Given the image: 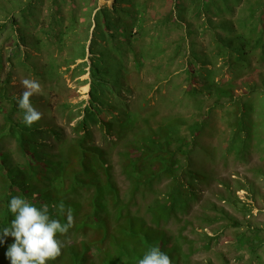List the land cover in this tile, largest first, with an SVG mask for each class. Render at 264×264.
Masks as SVG:
<instances>
[{"label":"rangeland","instance_id":"374dc122","mask_svg":"<svg viewBox=\"0 0 264 264\" xmlns=\"http://www.w3.org/2000/svg\"><path fill=\"white\" fill-rule=\"evenodd\" d=\"M54 1L60 4L59 7L58 5L55 7V12L64 20L63 24L72 26L73 33L76 28L75 41L83 43L89 32L86 40V55L69 64L67 61L75 56L76 52L73 37L65 46L58 43L48 46L44 40L43 46L39 45L40 52L33 49L38 47V45L33 46V41L39 36L40 27L52 19ZM29 2L33 4L30 14V10L18 9V4L14 1L0 0V54L3 57L0 66V84L6 94L5 98H0V128L6 124L4 111L10 108V99L14 97L17 100L24 90L21 81L30 79L37 81L41 86V91L34 94L30 100L33 107L42 113L40 123L42 127L46 128L45 125H49L60 129L64 137L75 138L77 134L83 132L76 131L75 127L84 118L86 109L91 107L93 102L97 103V110L106 106L97 98L99 94L96 91L97 86L93 83L92 67L115 66V69L109 73H102L103 78L111 80L109 87H113V78L116 77L117 70L122 68L121 72L125 76L123 88L116 98L110 92L104 96L102 94V100L108 99L109 104L106 102V109L99 115L100 118L107 120L120 118V109L124 107L130 110L139 109L138 98L147 96L150 98L152 108L157 111L156 118L159 121L165 122L171 115L187 123L202 118L208 121V125L198 139L206 149L201 152L199 150L201 148L196 147L195 151L198 152L192 155V160L198 162L197 168L201 166L206 168L210 178L200 181L199 198L191 203L189 211L180 222L170 218L163 223L170 236L176 235L179 240H182L181 236H185L189 241H193L192 243L180 241L183 254L187 255L182 258L180 264H264V248H258L256 253H252L248 244L241 245L238 241V237L245 231L252 236L251 230L257 228L264 237V49L259 46L253 50H248L247 47L245 50L249 59L246 65H243L246 66L243 75L234 85L236 99H226L210 93L196 97L187 92L190 85L201 86L203 83L201 76L197 75V81L188 77V67L193 53L208 55V58L215 62V72L219 74L220 80L230 76L226 72L228 67L226 60L220 56L221 50L214 38V30L204 28L206 26L204 12L201 17L200 14L198 17L190 13L188 8L192 6L191 1L127 0L122 5L125 8H131L134 3L135 7L137 4L144 5L143 12L146 13L143 16L139 10V17L144 18L138 24L131 18L126 20L123 13H117V7L114 8L115 0L22 1L24 5L28 3L26 5L28 8ZM180 2L183 3L181 8ZM217 2L220 10L227 7L222 5L223 0ZM227 2L232 10L227 12L225 9V13L222 11L216 13L213 16L212 26L215 27L219 19L225 16V20L236 22L237 26L245 20L244 24L247 28L241 32L246 36L252 37L256 34L255 24L259 22L257 19L259 12L253 17L247 15L249 18L246 14L250 6L256 8L264 5V0H227ZM105 6L110 8V15H117L120 19L112 18L108 28L101 25L96 29L95 15ZM4 8H7V12L9 9L14 12L6 17ZM61 28L59 26L58 30L60 31ZM124 28L128 29L129 33L139 30L138 38H131L132 43L129 44L134 48L132 50L134 52L127 49L129 37L122 35ZM205 29L208 30L202 35L201 32ZM94 30H96L95 34ZM112 32L117 35L110 36ZM22 33L26 35L24 43L19 41ZM122 39L124 41L121 43V51L114 50L119 44L118 41ZM93 40L107 47L110 53L102 55L101 49L97 47L95 53H92L90 44ZM134 53H137V56L134 57ZM204 60L207 61V58L204 57ZM231 62H235V59ZM46 63H53L55 67L49 81L45 80ZM207 64V68H212L210 62ZM241 64L239 61L237 65L241 67ZM57 65L60 66L58 69ZM206 72L204 70V74ZM223 72H226L225 76L222 75ZM245 102H249L253 109L251 120L247 122L250 128L249 132H238L236 127L238 115L247 111L242 106ZM16 119H23L22 110L14 111L13 120ZM100 124L99 121L94 125L91 144L108 151L110 160L108 164L112 166L113 178L119 193L126 198L131 190V182L124 171L125 166L120 152L124 151L125 143L132 138L134 131L138 132V130H134L133 133L128 132L124 139L121 138L117 144H114V140L118 138L116 132L106 131ZM138 124L141 129L145 127L141 121ZM153 125L156 127L157 123L153 122ZM181 127L183 132L187 128L186 124ZM118 128L117 125L114 127L115 130ZM187 133L191 142V134L188 131ZM238 136H240L238 143L245 144L243 152H236L232 148ZM38 139L45 144L52 143L54 147L57 144L54 135L49 133L43 132L40 137L38 135ZM0 146L4 151L10 152L11 157L16 161L22 160L15 138L3 135L0 137ZM170 147L173 148V145L171 144ZM181 159L185 162L184 158ZM169 181L170 179L165 178L156 183L155 190L163 192ZM4 188L5 185L1 181L0 194ZM153 199L151 192L140 193L130 205L133 212L144 214L149 224H152V216L147 208L152 204ZM110 209L113 210V206L110 205ZM203 213L208 215H202ZM184 221L189 224L184 226ZM112 226L113 233H117L118 227H115L114 222ZM208 237L211 238L210 244ZM71 238L73 243L92 239L91 234L83 235L80 230L73 231L69 240ZM108 244L110 245L111 241H108ZM88 254L92 261H96L99 255L95 247Z\"/></svg>","mask_w":264,"mask_h":264},{"label":"trees","instance_id":"16d2710c","mask_svg":"<svg viewBox=\"0 0 264 264\" xmlns=\"http://www.w3.org/2000/svg\"><path fill=\"white\" fill-rule=\"evenodd\" d=\"M7 1H14L18 4V9L22 11L27 9L30 10L29 14L32 13V2H29L30 7L28 8L26 7L28 3L24 5L23 0ZM126 1L115 0L114 8L117 7V13H123L126 20L131 18L138 24L139 21L143 20L142 18L146 13L143 12L144 5L137 4L135 7L134 3L131 8H125L122 5ZM189 1L192 4L188 8L190 13L198 17L200 14L201 17L204 12L206 17L204 28L208 27L214 30V38L219 45V50H221L220 56L226 60L228 66L226 72L230 77L220 80L218 78L219 74L215 72V62L211 61L208 55L203 56L200 53H193L188 67V77L197 81V75L201 76L203 83L201 86L190 85L187 92L196 97L200 94L210 93L234 100L236 99L234 85L243 75V70L246 68L243 65H246V61L249 59L245 50L247 47L248 50H253L259 46L264 49V18H262L264 16V5L248 8L246 16L253 17L259 12L257 16L259 22L255 24L256 34L248 37L244 32H241L247 28L244 24L245 20H242L241 24L237 26L236 22L225 20V16H223L215 24V27L212 26L213 16L216 13L220 11L225 13V9L227 12L232 10L228 7L227 0H223L222 5L227 7L222 10H220L217 0ZM57 5L60 6L57 1H54L52 19L49 23H44L40 27L39 36L34 38L33 41V46L38 45V47L33 49L40 52V46H43L44 40L48 43V46L55 43L65 46L73 37L72 41L75 42L73 46L76 47V52L75 56L67 61V64H69L71 61L83 58L86 55V40L89 32L84 38L85 42L75 41L76 28H74L75 33H73L72 26L63 24L64 20L55 12ZM181 7H183V3L180 2ZM4 9L7 13L6 17L14 12L12 9H9V12H7V8ZM139 10L143 15L142 18L139 17ZM110 12V8L105 6L96 13V29L101 25L108 28L112 18L120 19L117 15H110ZM248 16L247 18H249ZM59 26L62 27L60 31L58 30ZM207 30L205 29L201 34L205 35ZM138 31L137 29L136 32L131 31L129 33L128 29L124 28L121 32L124 37H129L128 51L134 50L129 44L132 43L131 38H138ZM95 33L96 30H94ZM116 35L113 32L110 34L112 37ZM56 36L58 37L55 38ZM25 37L26 35L22 33L19 41L24 43L26 41ZM123 39L118 41L119 44L115 46L114 50L121 51ZM90 45H92L90 46L92 53H95V47L101 49L100 53L102 55L110 53L107 47H103L96 40H93ZM212 45L214 44L212 43ZM135 56H137V53H134ZM204 57L207 58V61L204 60ZM230 59H235V62H231ZM239 61L242 63L241 67L237 65ZM2 62L3 57L0 54V66H2ZM208 62L213 65L212 68H207ZM56 67L58 69L60 66L57 65ZM45 68V80L49 81L55 67L53 63H46ZM113 69H115L114 65L103 67L94 65L91 70L94 77L93 83L97 86L96 91L99 94L97 98L102 105L106 106L109 101L105 98L103 101L102 94L104 96L107 92H110L116 98L120 89L123 88L125 76L121 72L122 68L117 70L116 77L113 78V87H109L111 80L108 81L102 77V73L107 74ZM204 70L207 71L206 74H204ZM226 72H223L222 75L225 76ZM5 95V90L0 84V98ZM16 101L14 97L10 99L11 106L4 111L6 124H3L0 128V137L9 135L15 138L17 150L22 157V160L16 161L11 157L10 152L4 151L0 146V182L2 181L5 185L4 191L0 194V237H2V242H0V264H11L10 259L6 257V252L10 244L14 242V238L10 235L3 237L2 230L9 227L11 220L14 219L13 214L8 209V204L13 196L25 198L38 208L48 205L50 217L59 219L62 223L67 222V209L69 207L72 209L73 227L65 235L57 234V239L64 243L61 255L56 260L47 261L46 264H138V260L143 258L144 254L153 246L159 247L161 251L168 254L171 258V264H180L182 258L187 257L183 254L181 242L188 241L192 243L193 241H189L185 236H181L182 240H179L176 235L170 236L163 223L170 218H175L180 222L189 211L191 203L199 198L198 184L200 181L210 178L206 168H202V166L197 168L198 162L192 160V155L198 152L195 151L196 147L199 146L201 152L204 148L206 149L198 139L208 125L207 119L202 118L187 123L171 115L167 121H159L156 118V109L152 108L153 106L150 104V98L140 96L138 98L139 109L130 110L124 107L120 109V118L114 117L107 120L99 117L105 111L106 106L97 110V103L93 102L92 106L86 109L84 118L75 127L76 131L83 132L77 134L75 138L68 139L64 137L58 128L49 125H45L46 128H43V125L40 124L42 119L31 127L22 123L23 119L14 121V111L21 110ZM242 106L247 111H244L245 113L242 115H238L236 127L238 132H249L250 125L247 122L251 120L252 105L245 102ZM150 109L151 111H149ZM99 121L102 129L116 132L118 138L114 140V144H117L121 138L124 139L128 132L133 133L134 130H138V132L134 131L132 138L125 143L124 151L120 152L123 166H125L124 171L131 182L128 198L119 193L111 172L112 166L108 164L110 161L108 151L96 144H91L94 125ZM139 121L144 124L143 129L139 128ZM153 122L157 123L156 127H154ZM184 124L187 128L183 132L181 126ZM116 125L119 127L117 130L114 129ZM187 131L191 134V142ZM43 132L54 135L57 142L55 147L52 143L45 144L43 141H39L38 135L40 137ZM239 139L240 136L236 137L232 148L236 152H243L245 144H239ZM171 144L173 148L170 147ZM181 158H184L185 162ZM165 178L170 179L165 190L163 192L155 190L156 183ZM146 192H151L154 196L151 201L152 204L147 208L152 216L151 223L154 225L146 221L144 214L133 212L130 208L137 195ZM61 202L65 205V214L58 216L53 205H59ZM110 205L113 206V210L110 209ZM202 215L207 216L208 214L203 213ZM112 222L115 223L116 228L118 227L117 233L112 231ZM184 223V226L189 224L186 221ZM76 230H80L83 235L91 234L92 239L73 243L72 238L69 240V236ZM259 232V228L252 229L251 233L253 235L251 236L245 231L238 237V241L241 245L248 244L251 248L250 251L256 253L258 248H264V237ZM208 240L210 244L211 238L208 237ZM108 241H111L110 245ZM94 247L99 253L96 261H92L88 254Z\"/></svg>","mask_w":264,"mask_h":264},{"label":"clouds","instance_id":"9594fccd","mask_svg":"<svg viewBox=\"0 0 264 264\" xmlns=\"http://www.w3.org/2000/svg\"><path fill=\"white\" fill-rule=\"evenodd\" d=\"M21 83L24 90L17 97V104L23 111L22 123L31 127L42 118V113L33 107L30 100L34 94L41 91V86L37 81L30 79H24ZM53 207L58 216L65 214L63 202ZM8 209L14 219L9 227L3 228L2 236L10 235L14 238L6 252L11 264H46L61 255L64 243L57 239V234L65 235L73 227L74 217L70 207L66 212V223L51 218L48 205L38 208L20 196L10 199ZM138 264H171V258L159 247L153 246L138 260Z\"/></svg>","mask_w":264,"mask_h":264}]
</instances>
